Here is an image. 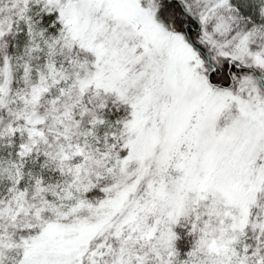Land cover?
Segmentation results:
<instances>
[{
	"label": "snow or ice",
	"instance_id": "obj_1",
	"mask_svg": "<svg viewBox=\"0 0 264 264\" xmlns=\"http://www.w3.org/2000/svg\"><path fill=\"white\" fill-rule=\"evenodd\" d=\"M0 264H264V0H0Z\"/></svg>",
	"mask_w": 264,
	"mask_h": 264
}]
</instances>
